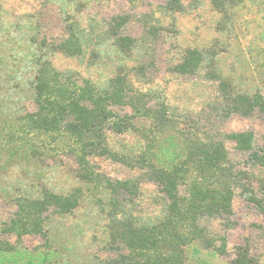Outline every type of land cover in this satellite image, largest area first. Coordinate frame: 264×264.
Returning a JSON list of instances; mask_svg holds the SVG:
<instances>
[{
	"label": "rangeland",
	"instance_id": "rangeland-1",
	"mask_svg": "<svg viewBox=\"0 0 264 264\" xmlns=\"http://www.w3.org/2000/svg\"><path fill=\"white\" fill-rule=\"evenodd\" d=\"M170 1L0 0V119L34 110L32 84L39 55L78 84L89 79L103 87L120 72L134 91L164 99L178 118L214 134L251 131L255 147L264 149V114L213 117L210 106L218 96L217 82L205 78L204 71L181 75L172 70L187 48L215 50L217 69L237 90L259 91L264 97V62L259 57L264 51V0H234L221 11L211 0H181L176 12L168 8ZM121 16L128 21L117 34L116 19ZM71 31L82 42L78 56L59 51ZM120 36L135 40L129 54L119 49ZM44 42L51 48H40ZM110 108L119 115L129 112L126 106ZM137 142L133 134L109 133L110 147L120 153L136 150ZM225 144L236 169H248L247 156L232 142ZM52 149L35 159L11 156L0 147V240L23 251L17 263L9 264H29L30 259L36 264H114L120 254H127L110 239L114 200L120 221L129 218L150 226L165 215L167 199L144 169L105 156L90 157L94 170L111 182L138 183L133 195H109L104 185L96 188L82 180L74 154ZM249 185L259 205L237 188L231 215L203 221L214 235L226 239V252L220 255L196 245L187 250L185 264H231L236 246H247L254 264H264V189L257 181ZM41 189L58 195L77 192L79 206L67 215L49 208L43 214L45 236L24 235L18 245L17 236L3 229L17 211L18 197Z\"/></svg>",
	"mask_w": 264,
	"mask_h": 264
},
{
	"label": "trees",
	"instance_id": "trees-1",
	"mask_svg": "<svg viewBox=\"0 0 264 264\" xmlns=\"http://www.w3.org/2000/svg\"><path fill=\"white\" fill-rule=\"evenodd\" d=\"M231 2L234 0H211L219 11ZM180 5L181 0H171L167 6L176 12ZM127 21L124 16L116 19L117 34ZM116 43L125 54L135 46V40L127 36L118 37ZM39 46L51 48L46 42ZM60 46L59 51L69 56H78L83 50L74 31ZM262 52L259 57L264 62ZM216 55L215 50L187 48L172 70L181 75L204 71L205 78L217 82L218 96L210 106L213 117L222 120L232 115L249 117L256 111L264 114L263 95L259 91L237 90L232 80L217 69ZM35 59L38 65L32 84L34 110L0 119V147L11 156L35 159L47 154L50 148L65 149L75 155L82 180L96 188L104 185L109 195L119 191L133 195L138 183L130 179L111 182L94 170L90 157L105 156L145 170L147 178L160 187L167 199L165 215L150 226L136 224L129 218L120 221L114 212L118 204L114 200L110 239L127 250L114 264H185L187 250L196 245L224 254L226 239L214 235L203 221L231 215L237 188L248 201L259 205L249 184L257 181L264 189V149L255 147L253 132L214 134L186 117L178 118L164 99L134 91L127 76L120 72L103 87L89 79L78 84L39 55ZM111 106H126L129 112L119 115ZM109 133L135 135L137 149H131L129 154L113 150ZM226 141L247 156L248 169H236ZM80 200L81 194L77 192H27L18 197L17 211L3 230L15 234L18 245L24 235L45 236L43 214L51 207L61 215L70 214ZM216 242L220 244L217 246ZM234 253L231 264H254L247 246H236ZM22 254L23 251L0 240V264L17 263ZM32 261L29 264H36Z\"/></svg>",
	"mask_w": 264,
	"mask_h": 264
}]
</instances>
